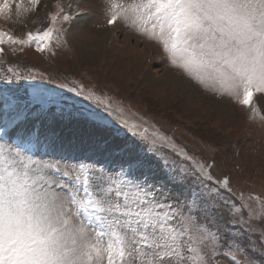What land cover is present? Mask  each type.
Returning a JSON list of instances; mask_svg holds the SVG:
<instances>
[{"label": "snow or ice", "instance_id": "obj_1", "mask_svg": "<svg viewBox=\"0 0 264 264\" xmlns=\"http://www.w3.org/2000/svg\"><path fill=\"white\" fill-rule=\"evenodd\" d=\"M13 3L15 22L25 24L40 0H0V17L12 18ZM55 7L44 17L46 27L23 36L0 29V57L4 45L12 54L32 44L41 53L66 45L76 17L90 7L78 5L80 11L70 13L61 0ZM105 14L107 25L121 21L156 41L187 78L249 108L250 119L264 120L254 102L257 94L264 97V0H105ZM36 78L14 66L0 68L3 81ZM39 78L101 106L148 141L149 152L159 155L157 139L174 147L159 133L148 140L147 129L140 131L102 93L44 73ZM73 140H86L113 163L41 158ZM179 154L191 168L167 156L154 160L111 121L55 89L37 86L23 95L0 89V264H219L217 256L232 264H264V197L241 192L237 205L221 195V189L233 190L227 175L214 176V162L182 149ZM168 184L188 186L191 197L171 198ZM222 208L240 226L227 243L207 223Z\"/></svg>", "mask_w": 264, "mask_h": 264}, {"label": "rangeland", "instance_id": "obj_2", "mask_svg": "<svg viewBox=\"0 0 264 264\" xmlns=\"http://www.w3.org/2000/svg\"><path fill=\"white\" fill-rule=\"evenodd\" d=\"M88 1L61 0L70 13L79 12L78 5L83 4H88L90 10L76 17L64 37L68 43L58 48L53 46L55 54L38 52L35 44L25 46L23 52L12 54L9 46L4 45L5 52L0 57L4 63L0 68L7 71L9 66H14L22 74L31 72L37 78L13 82L0 80V89L12 88L25 93H30L37 86L55 89L71 101L87 106L111 121L121 130L122 137L139 144L154 160L167 156L191 168L192 162L179 154L182 149L188 156L214 162L211 169L214 176L222 178L227 175L233 190L228 193L221 189V195L234 200L237 205L240 204L237 197L241 192L245 197L249 194L264 197V120L259 116L250 119L249 108L231 97L205 90L187 78L170 65L156 41L147 39L121 21L107 25L105 0ZM56 2L40 0L36 10L27 15L25 24L15 22L13 3L12 18L5 20L0 17V29L23 36L27 31L46 27L50 21H44V17L57 10ZM69 4L71 8H67ZM94 4L98 7L94 8ZM33 20L38 23L33 24ZM39 21L44 22L41 24ZM81 21H84V25ZM64 26L68 27L66 24ZM40 73L62 83L76 81L86 89L102 93L113 107L122 108L124 114L138 124L140 131L147 129L148 140L155 139L159 133L170 138L174 147H169L167 141L157 139L155 148L159 150V155L149 152L148 141L138 135L133 136L101 106L40 79ZM254 102L264 115V97L257 94ZM209 146L215 151H209ZM41 158L61 160L68 164L96 163L105 167L113 163L96 153L86 140L83 143L73 140L70 146L65 145ZM158 179H164L162 171ZM167 189H170L173 199L183 201L191 197L188 186L168 184ZM251 203L253 207L256 206L254 201ZM244 215L247 218V211ZM230 219L228 212L222 208L207 221L210 227L219 230L224 243L239 231L240 226L232 225ZM216 260L219 264H232L226 256H217Z\"/></svg>", "mask_w": 264, "mask_h": 264}, {"label": "bare ground", "instance_id": "obj_3", "mask_svg": "<svg viewBox=\"0 0 264 264\" xmlns=\"http://www.w3.org/2000/svg\"><path fill=\"white\" fill-rule=\"evenodd\" d=\"M88 2H89V3H94V1H92V0H89ZM93 7H94V8H95V7H98V5H97V4H94ZM81 22L83 23L84 21H81ZM85 24H86V23H85ZM83 25H84V23H83ZM82 30H83V29H82ZM89 45H90V44H89Z\"/></svg>", "mask_w": 264, "mask_h": 264}, {"label": "trees", "instance_id": "obj_4", "mask_svg": "<svg viewBox=\"0 0 264 264\" xmlns=\"http://www.w3.org/2000/svg\"><path fill=\"white\" fill-rule=\"evenodd\" d=\"M21 95H23V94H25V92L24 91H21V92H19Z\"/></svg>", "mask_w": 264, "mask_h": 264}]
</instances>
